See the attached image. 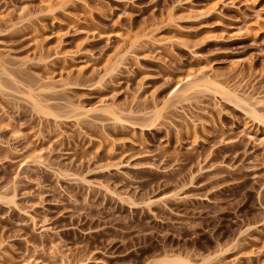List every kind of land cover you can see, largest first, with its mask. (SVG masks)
I'll list each match as a JSON object with an SVG mask.
<instances>
[{"label": "rangeland", "instance_id": "rangeland-1", "mask_svg": "<svg viewBox=\"0 0 264 264\" xmlns=\"http://www.w3.org/2000/svg\"><path fill=\"white\" fill-rule=\"evenodd\" d=\"M0 264H264V0H0Z\"/></svg>", "mask_w": 264, "mask_h": 264}, {"label": "bare ground", "instance_id": "bare-ground-1", "mask_svg": "<svg viewBox=\"0 0 264 264\" xmlns=\"http://www.w3.org/2000/svg\"><path fill=\"white\" fill-rule=\"evenodd\" d=\"M203 74H204V73H203ZM203 74H201V75H203ZM202 77H203V76H202ZM205 77H209V76H205ZM205 77H204V78H205ZM204 78L202 79V82H203V83H204V81H203ZM205 79H206V78H205ZM190 80H191V79H190ZM196 80H197V79H196ZM198 80H199V79H198ZM198 80H197V81H198ZM206 80H207V79H206ZM206 80H205V81H206ZM209 80H210V79H209ZM200 81H201V80H199V82H200ZM213 81H214V80H213ZM191 82H192V81H191ZM194 82H195V81H194ZM196 83H198V82H196ZM194 86L196 87L195 84H194ZM197 86H199V85H197ZM186 87H187V86H186ZM190 88H191V87H190ZM184 89H185V88H184ZM233 91H234V90H233ZM239 93H240V92H239ZM228 95H230V94L228 93ZM234 95H235V94H234ZM246 95L248 96V94H246ZM237 96H239V95H237ZM239 97H240V96H239ZM234 98H238V97H236V95H235ZM238 99H239V98H238ZM238 99H237V100H238ZM242 100H243V102H245L244 99H242ZM242 100L239 99V101H242ZM246 101H247V100H246ZM248 105H249V104H248Z\"/></svg>", "mask_w": 264, "mask_h": 264}]
</instances>
